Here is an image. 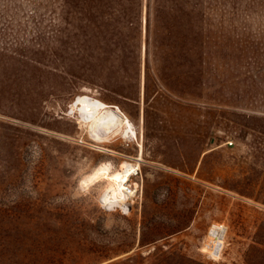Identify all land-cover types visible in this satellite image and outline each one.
<instances>
[{
    "label": "rangeland",
    "instance_id": "374dc122",
    "mask_svg": "<svg viewBox=\"0 0 264 264\" xmlns=\"http://www.w3.org/2000/svg\"><path fill=\"white\" fill-rule=\"evenodd\" d=\"M14 1L7 10L18 22L0 17L2 231L18 235L23 252L86 241L74 261L56 264H139L154 249L139 247L147 222L167 236L157 248L201 264H246L264 224V0H206L208 56L196 100L169 92L156 72L164 66L175 79L186 70L177 5L148 14L142 0L135 45L105 56L88 43L81 54L72 49L65 0ZM148 15L167 27L156 42ZM79 95L118 107L134 136L91 141L70 109ZM135 160L129 207L101 205L106 181L80 185L101 163L117 171ZM181 221L187 226L177 232ZM214 225L226 228L217 258L207 250Z\"/></svg>",
    "mask_w": 264,
    "mask_h": 264
},
{
    "label": "trees",
    "instance_id": "16d2710c",
    "mask_svg": "<svg viewBox=\"0 0 264 264\" xmlns=\"http://www.w3.org/2000/svg\"><path fill=\"white\" fill-rule=\"evenodd\" d=\"M205 2L206 0H148V14H150V8L155 12H162L161 10L167 4L179 7L177 25L186 70L182 72L181 76L172 79L166 73L164 66L156 68L160 83L178 97L195 95V98L192 96L191 99L201 98L197 91H200V87L203 85L209 39L207 33L209 19L205 9L202 8ZM4 3H7V5H3L6 10L0 8V17L12 14V17L18 22L17 15L12 12L13 10L11 8L9 11L7 10L15 4V1L5 0ZM64 5L68 16L66 23L70 28L68 35L72 49L74 48L79 54L82 53V43H85L84 46H87L88 43L90 46L87 48L90 49V52L96 51L107 56L115 46L117 53L126 55V46L130 42L134 44L136 36H138L142 0H65ZM17 8L20 10V7L17 6ZM151 27L154 30L149 39L151 38L154 42L159 36L160 28L167 29L164 19L158 16V19L154 20V24H151L148 15L147 29L149 30ZM131 54L136 62L137 53L134 49L131 50ZM0 61H2L1 58ZM67 222L70 224V221H66L64 225ZM1 224L0 212V264H56L55 262H58L56 260L63 257L71 262L75 260L78 252L85 250L83 246L86 245L85 240L76 243L74 237H69L67 240L69 246L65 252L33 250L32 248L23 252L18 248L20 237L12 234L6 235L1 229ZM186 226L187 223L181 221L177 232L183 231ZM159 230L160 227L157 224L142 223L139 247L152 246L154 249L139 264H201L186 257L180 251L174 252L171 248L167 250L157 248L156 244L167 238ZM259 230L260 238L253 240L247 248L246 264H264V224L260 225ZM26 239L30 244L33 242L32 236H27ZM113 264H133V261L132 258H127Z\"/></svg>",
    "mask_w": 264,
    "mask_h": 264
},
{
    "label": "bare ground",
    "instance_id": "6f19581e",
    "mask_svg": "<svg viewBox=\"0 0 264 264\" xmlns=\"http://www.w3.org/2000/svg\"><path fill=\"white\" fill-rule=\"evenodd\" d=\"M70 109L77 113L89 139L97 144L108 143L118 135L124 138L134 136L132 123L118 107L109 106L87 95H79L70 104ZM134 171L135 167L127 162L117 171L113 170L110 163H101L83 177L80 185L90 187L100 182H108L109 186L101 194V203L113 208L126 202L129 195L124 190ZM224 234L225 230L220 226H214L209 233L210 244L207 250L213 258L219 257L224 245Z\"/></svg>",
    "mask_w": 264,
    "mask_h": 264
},
{
    "label": "built area",
    "instance_id": "2783aa9c",
    "mask_svg": "<svg viewBox=\"0 0 264 264\" xmlns=\"http://www.w3.org/2000/svg\"><path fill=\"white\" fill-rule=\"evenodd\" d=\"M136 161V160H135ZM138 161H136V162H129V163H131V164H136V168H135V171H134V173L129 177V183H128V185L125 187L126 189L124 190V192L126 193V194H128L129 196H128V198H127V206L129 207V202L137 195V192H138V187H135V185H136V183H133V179L134 178H136L137 177V175H138V172H139V164L137 163ZM131 193H134L133 195H131ZM101 203V202H100ZM101 205L102 206H104L102 203H101ZM105 207V206H104ZM119 209V208H118ZM119 210H121V209H119ZM122 211V210H121ZM127 211H128V209H127ZM123 212H125V211H123ZM214 226H220V227H223L224 228V226H222V225H214ZM213 226V227H214ZM212 227V228H213ZM211 228V229H212ZM224 230H225V233H226V228H224ZM211 231V230H210ZM210 233V232H209ZM224 236H225V234H224ZM210 238V237H209ZM210 244V243H209ZM209 244H207V246L209 245Z\"/></svg>",
    "mask_w": 264,
    "mask_h": 264
},
{
    "label": "water",
    "instance_id": "95a60500",
    "mask_svg": "<svg viewBox=\"0 0 264 264\" xmlns=\"http://www.w3.org/2000/svg\"><path fill=\"white\" fill-rule=\"evenodd\" d=\"M72 112V111H71Z\"/></svg>",
    "mask_w": 264,
    "mask_h": 264
}]
</instances>
